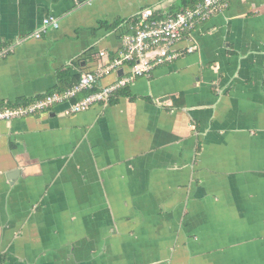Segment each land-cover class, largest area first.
I'll return each mask as SVG.
<instances>
[{"label":"crops","instance_id":"crops-1","mask_svg":"<svg viewBox=\"0 0 264 264\" xmlns=\"http://www.w3.org/2000/svg\"><path fill=\"white\" fill-rule=\"evenodd\" d=\"M179 1L0 0V100L97 71L142 10ZM174 48L129 95L0 120V264H264V0Z\"/></svg>","mask_w":264,"mask_h":264},{"label":"built area","instance_id":"built-area-1","mask_svg":"<svg viewBox=\"0 0 264 264\" xmlns=\"http://www.w3.org/2000/svg\"><path fill=\"white\" fill-rule=\"evenodd\" d=\"M230 0H200L196 6L178 10L162 17L159 12L146 8L138 16L133 32L123 38L120 55L97 71L85 72L80 81L64 92H54L27 105L0 108V120L35 114L57 105H68L69 112L79 113L97 103L109 102L111 96L120 88L131 85L138 77L147 76L157 66L174 60L181 55L174 46L190 36L199 22L206 21L228 7ZM58 28L59 20L54 16L43 19L39 30L32 34L40 38L49 28ZM196 45L187 47V52L196 51ZM13 46L3 47L0 54L6 55ZM101 56L107 53L101 52ZM122 70V75L120 71ZM116 74L117 79L100 90L73 102L84 90L96 87L105 76Z\"/></svg>","mask_w":264,"mask_h":264},{"label":"trees","instance_id":"trees-1","mask_svg":"<svg viewBox=\"0 0 264 264\" xmlns=\"http://www.w3.org/2000/svg\"><path fill=\"white\" fill-rule=\"evenodd\" d=\"M200 0H180L179 3L177 4V6H175L173 9H171V11L169 12V14H162L159 12V15L162 17H165L167 15H171L172 13H174L175 11L173 10H183V9H187V8H192L194 6H196V4L199 2ZM119 22L116 23V25H118ZM57 84L54 88L50 89L49 91H47V93L39 95L35 98H20L19 100H16L14 102H4L3 100H0V108H4V107H17V106H21V105H27L37 99H41L45 96H47L48 94H52L54 92H64L65 90H68L70 88H72L74 85H76L80 79H81V74H71L70 72H68L67 70H61L57 73ZM128 87H122L120 89H118L110 98L109 101H114L117 97L119 96H123V95H129V91H128ZM100 90L99 85H97L96 87H94L91 90H84L82 91L79 95H77L74 99L73 102H77L80 99L88 96L89 94L96 92Z\"/></svg>","mask_w":264,"mask_h":264},{"label":"water","instance_id":"water-1","mask_svg":"<svg viewBox=\"0 0 264 264\" xmlns=\"http://www.w3.org/2000/svg\"><path fill=\"white\" fill-rule=\"evenodd\" d=\"M120 73H122V70L120 71Z\"/></svg>","mask_w":264,"mask_h":264}]
</instances>
